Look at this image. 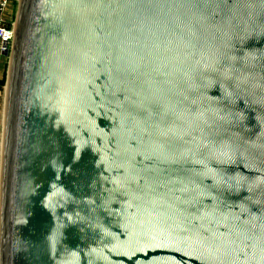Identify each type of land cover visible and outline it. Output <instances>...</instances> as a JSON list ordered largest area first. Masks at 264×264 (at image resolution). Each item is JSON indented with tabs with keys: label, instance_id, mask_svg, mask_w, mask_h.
I'll return each mask as SVG.
<instances>
[{
	"label": "water",
	"instance_id": "1",
	"mask_svg": "<svg viewBox=\"0 0 264 264\" xmlns=\"http://www.w3.org/2000/svg\"><path fill=\"white\" fill-rule=\"evenodd\" d=\"M5 84L0 264H264V0H18Z\"/></svg>",
	"mask_w": 264,
	"mask_h": 264
},
{
	"label": "built area",
	"instance_id": "2",
	"mask_svg": "<svg viewBox=\"0 0 264 264\" xmlns=\"http://www.w3.org/2000/svg\"><path fill=\"white\" fill-rule=\"evenodd\" d=\"M16 0H0V57L9 55V33L13 23V16L9 15V8ZM7 52V56L3 54Z\"/></svg>",
	"mask_w": 264,
	"mask_h": 264
},
{
	"label": "rangeland",
	"instance_id": "3",
	"mask_svg": "<svg viewBox=\"0 0 264 264\" xmlns=\"http://www.w3.org/2000/svg\"><path fill=\"white\" fill-rule=\"evenodd\" d=\"M17 6V2H13L11 7L9 8L8 14L13 16L15 7ZM8 62H9V55L7 57H0V81H4L3 87L0 89V147H1V140H2V124H1V117L3 116V100H4V90H5V81H6V75L8 73ZM1 162V158H0Z\"/></svg>",
	"mask_w": 264,
	"mask_h": 264
},
{
	"label": "bare ground",
	"instance_id": "4",
	"mask_svg": "<svg viewBox=\"0 0 264 264\" xmlns=\"http://www.w3.org/2000/svg\"><path fill=\"white\" fill-rule=\"evenodd\" d=\"M17 4H18V0H16ZM9 70V62H8V68H7V71ZM7 84V83H6ZM6 84H5V87H6ZM7 95L4 96V104H3V116L1 117V124H2V140L4 138V107L6 106L5 105V99H6ZM1 140V147H0V158L2 159V152H3V142ZM0 187H1V162H0Z\"/></svg>",
	"mask_w": 264,
	"mask_h": 264
},
{
	"label": "trees",
	"instance_id": "5",
	"mask_svg": "<svg viewBox=\"0 0 264 264\" xmlns=\"http://www.w3.org/2000/svg\"><path fill=\"white\" fill-rule=\"evenodd\" d=\"M3 85H4V81L1 80V81H0V89L3 87Z\"/></svg>",
	"mask_w": 264,
	"mask_h": 264
}]
</instances>
